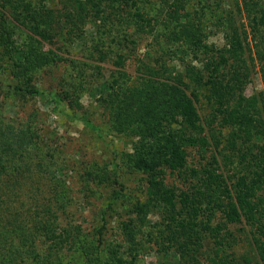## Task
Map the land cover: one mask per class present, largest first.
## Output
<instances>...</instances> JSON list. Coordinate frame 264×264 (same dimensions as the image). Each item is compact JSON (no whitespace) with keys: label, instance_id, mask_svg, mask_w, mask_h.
Masks as SVG:
<instances>
[{"label":"trees","instance_id":"obj_1","mask_svg":"<svg viewBox=\"0 0 264 264\" xmlns=\"http://www.w3.org/2000/svg\"><path fill=\"white\" fill-rule=\"evenodd\" d=\"M214 26L221 47L208 41ZM90 31L99 37L85 66L114 67L98 99L101 123L67 116L99 139L108 130L130 142L127 165L144 176L148 206L133 202L123 183L119 189L116 172L98 224L74 223L61 181L60 191L46 189L50 154L34 113L20 124L0 119V264H129L109 233L119 202L132 205L138 221L150 208L162 215L155 245L173 251L176 264H264V89L245 94L256 62L264 84V0H0V75L7 74L9 99L50 95L37 88L38 76L67 61L64 49ZM137 37L152 38L158 58L134 52L132 76L119 46L137 45ZM74 96L71 86L52 101L82 111ZM214 123L227 132L222 147ZM192 150L206 160L200 167L190 166ZM168 173L183 176L186 189L169 186ZM89 174L94 185L112 181ZM120 230L137 247L141 228L122 221ZM239 242L248 248L242 255Z\"/></svg>","mask_w":264,"mask_h":264},{"label":"rangeland","instance_id":"obj_2","mask_svg":"<svg viewBox=\"0 0 264 264\" xmlns=\"http://www.w3.org/2000/svg\"><path fill=\"white\" fill-rule=\"evenodd\" d=\"M205 10L208 17H210L208 9ZM87 33V36L75 42L71 45V48L64 49L67 61L58 67L47 69L38 76L39 83L37 88L50 93L46 98L31 100L29 103L22 102L21 99H9L5 90V75L7 74L0 75V119L5 123L20 124L24 123L31 113H34L31 119L41 133L45 154H50L47 157V163L51 166L49 168L51 176L44 181L47 185L46 189L49 191L51 189L59 191L62 189L66 193L68 192L70 197L68 212L71 213L69 219L76 224L82 223L84 227H92L98 224L100 206L107 201V198L115 189L116 182L114 183V179L116 172H118L119 189L120 184L123 183L126 186L125 192L131 196L133 202L136 199H140V202L145 204L146 198L144 197V176L132 171L127 165L128 157L131 154L130 142L108 130H104L103 138L99 139L80 120L67 116L90 118L96 123H101L99 116L102 110L98 106V99H100V93L104 89V84L110 78L114 67L107 63L100 70L85 66L84 63L88 62L86 61V49H90L93 45V37H99L95 31ZM207 33L209 35V43L219 47L224 45V36L215 26L208 27ZM137 39V45L119 46V54L125 56L126 70L132 76H135L136 73L137 57L146 59L151 56L154 60L158 58L156 57L157 54L150 52V50L155 51L152 48V43L154 42L152 38L140 39L137 37ZM257 44L251 41L254 52H256ZM134 52H136L137 57L134 56ZM72 60L77 61L74 66L71 64ZM177 63L172 61L169 64L171 69L178 67L179 64ZM259 69V64L256 62V71L253 73L251 83L248 84L245 90V94L248 96L259 93L264 89ZM71 86L72 94H75L76 91V97L79 98L84 106L82 111H72L68 106L65 108L64 105L57 106L52 101L57 94L63 96L64 92L70 89ZM76 97L74 96V100H76ZM201 114L205 116L206 111L204 108H202ZM212 128L215 129L212 131L215 132L213 135L220 140L222 147L225 142H221V140H223V136L227 132H222L216 123L213 124ZM189 153L191 167H200L206 162L202 158V154L197 150H192ZM113 163L119 165L116 170H114ZM89 173L103 175V178L111 176L112 181L102 185L101 183L94 185L93 177L91 178ZM60 181L62 183L61 189L55 187ZM167 183L176 189H186L187 186L183 176L179 174L168 173ZM147 206L145 204L143 208L145 209ZM131 208H133L132 205L130 207L124 206V204L119 202V209L115 213L109 227L112 239L119 238V243L122 244L121 251L126 253L125 257L129 260V264L178 263V256L173 251L158 250L155 245V242L159 240L158 230L163 228L164 219L162 215L157 210L150 208L146 213V217L142 221H138L136 218L137 214L132 213ZM122 221L132 222L137 225L138 229L141 228V233L137 239V247L135 245L130 247L127 238L119 236L122 233L120 230ZM116 234L118 237L114 238ZM135 247L137 250H134L131 254L132 249H135ZM234 250L238 255H242L248 251V248L244 242H239L235 245Z\"/></svg>","mask_w":264,"mask_h":264}]
</instances>
